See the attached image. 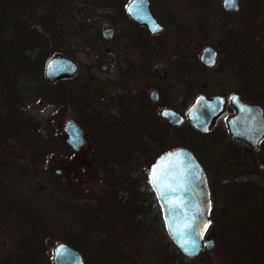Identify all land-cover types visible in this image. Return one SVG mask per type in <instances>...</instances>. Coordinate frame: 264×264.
<instances>
[{"label":"rangeland","instance_id":"1","mask_svg":"<svg viewBox=\"0 0 264 264\" xmlns=\"http://www.w3.org/2000/svg\"><path fill=\"white\" fill-rule=\"evenodd\" d=\"M6 1L12 2L8 14L1 8ZM126 1L53 0L39 20L34 0H0V147L16 146L25 160L21 163L16 155L10 164H0V264H54L53 246L65 239L78 244L84 264H264V139L254 152H244L242 142L224 133L221 120L201 133L187 121L173 125L160 115L165 105L185 114L201 92L227 98L237 92L264 105V0H239L233 11L222 0H150L163 30L152 38L154 48L161 50L151 62L156 69L148 74L134 66H139L137 54L144 45L133 41L136 29L126 18L112 22L114 38L101 35L110 19L104 16L106 6L120 4L123 9ZM215 44L216 63L194 67L190 55L198 59L203 48ZM106 47L117 52V60L108 61ZM57 48L79 64L69 83L45 80V62ZM124 88L148 100L157 89L156 118L121 122L118 133L131 137V144L119 141L115 128L106 130L111 138L107 142L94 113L105 112L103 122L110 125L121 121L115 117L118 112L131 114L136 107L115 102ZM102 92L108 97L101 108ZM69 118L85 133L77 152L69 148L63 130ZM145 130L153 132L154 147L144 142L154 150L153 157L187 141L208 175L214 165L241 161V154L250 162L245 169L260 174L257 185L248 180L249 192L239 184L226 197H216L212 248L203 247L191 257L174 252L154 199L145 195L149 180L141 189L138 182L109 173L107 165L118 156L108 150L125 153L130 145L142 144ZM69 162L74 172L70 177L65 167ZM148 165L142 167L146 176ZM124 186L130 188L128 194ZM101 242L110 248L99 249Z\"/></svg>","mask_w":264,"mask_h":264},{"label":"water","instance_id":"2","mask_svg":"<svg viewBox=\"0 0 264 264\" xmlns=\"http://www.w3.org/2000/svg\"><path fill=\"white\" fill-rule=\"evenodd\" d=\"M222 4L227 10H235L239 6V0H222ZM125 10L131 19L145 24L150 32L157 33L162 29V24L150 9V0H129ZM103 33L105 36L110 35L111 27H105ZM200 59L206 65L213 64L215 49L204 48ZM77 67L74 59L55 52L46 61L45 76L49 81H54L73 75ZM150 97L157 100L158 91H151ZM233 97L237 98L236 102H233ZM230 101L236 108V112L227 118L230 135L256 148L264 137L263 106L244 101L236 93L231 95ZM224 103L225 99L221 95L199 94L189 107L187 117L195 129L207 131L222 111ZM160 113L173 125L180 124L184 119L180 112L171 107L162 108ZM64 129L67 132V142L74 148L84 142L82 128L76 121L68 120ZM149 177L161 207L165 229L178 249L186 256H194L203 247L212 248L214 239L203 241L210 221L209 189L204 169L193 151L186 146H179L164 152L151 167ZM193 240L198 248L186 252L181 244L184 241L191 244ZM82 261L80 252L69 244L60 242L54 247V264H82Z\"/></svg>","mask_w":264,"mask_h":264},{"label":"flooded vegetation","instance_id":"3","mask_svg":"<svg viewBox=\"0 0 264 264\" xmlns=\"http://www.w3.org/2000/svg\"><path fill=\"white\" fill-rule=\"evenodd\" d=\"M51 1H53V0H34V4L36 5V11L38 9V15H39L38 18H39V20L41 19V15H44L43 13H46V10L50 8L51 3H53ZM11 4H12V2L6 1V2H4L3 5H1L3 13L8 14L9 11H7V10L10 7L9 5H11ZM106 7L107 8L104 10V16H107L110 19H108V21H105V23H106L105 26L111 27V34L108 35V36H105L104 33H103V30H104L105 26H103L101 28V35L104 38L109 39V40L112 39V37L114 38L115 29H114V27L112 25V22L114 23L115 21H118L121 15H122L123 18H126L131 23V25L134 27V29H136V32H134V36L132 37L133 41L136 39L138 41H141L140 42V43H142L141 46L144 45V49L140 48L141 50H139V52L137 54L138 57L140 58L139 66L137 64H134V66L136 68L139 67V70H141L142 72H144L146 74L151 73L153 70L156 69V67L152 66L151 62H152L154 56L155 57L159 56L158 54L160 53V50H161L160 46H158V48H154V44H153L152 38L153 37H157L160 34H162L161 33V31L163 30L162 22L159 20L160 23L162 24V29L159 32H157V33H152V32H150V30L147 28V26L145 24H139L136 21L130 19L128 14L126 13L125 9L124 8L122 9L120 4H119L118 7L115 6V5H112V4H108V6H106ZM150 8H151V1H150ZM151 10H152V8H151ZM81 14H82V12H81ZM46 16H44V18H46ZM158 44L160 45V42H158ZM134 48H137V46H134ZM213 48L215 49V53H216L215 62H214V64H215L216 63V59L218 57L219 50H218L216 44H215V47H213ZM104 50H105V52H108V54H109V59H108L109 62H113V61L117 60L118 54H117V52L115 50H112L109 47H106ZM134 50L136 51L137 49H134ZM188 54H191V53L188 52L187 55ZM190 56L192 57L194 67H196L198 65V59L196 57L197 55L191 54ZM133 61L134 60L131 59V63L132 64H129L130 65L129 69H131V74H132V75H130L131 78H132V76L134 75V72H135L132 69V68H134L133 67V63H134ZM78 68H79V66H78ZM75 75H76V73L73 76H75ZM73 76H71V77H63L62 79H67V82H68ZM47 83L52 84L54 82L50 83V82L47 81ZM124 89H125V91L123 90L121 92H118L119 95L115 96V98H116L115 102L117 103V106L122 105L123 107H127L128 105H131L134 108L136 107V109L133 110L134 111L133 114L137 113L139 115H145V116H149V115L152 116L154 114L153 105L158 101V99L157 100H152V98H151L150 100H148V98L145 97L143 94H141L139 92L137 93V91L135 89H132V88H130V89L124 88ZM49 96H52L51 95V90H50ZM223 96L226 99V104L224 106L223 111L220 113V115H218V117H216V119H215V121H214V123L212 125V128L214 127V125H216V123L219 120H221V122L225 125L224 133L227 134L228 130H227L226 121H225L226 120V116L232 114L235 109L229 103V98H227L225 95H223ZM107 97L108 96L104 92H102L100 94L99 107H101V105L106 103ZM244 99L245 100H250L248 98H244ZM165 106H168V105H165ZM227 111H229V112L227 113ZM121 114H122V112H120V113L118 112L115 117H118ZM108 115H111V113H108ZM112 115H115V114H112ZM106 116H107V114H106ZM222 116H223V118H221ZM107 118H108V116H107ZM84 135H85V133H84ZM230 138L233 141L235 140V141L242 142L244 144L242 149L244 148V150H246L244 152H248V150L251 151V152H254L255 150H257L261 146V143H260L256 149H252L249 145H247V143H245V142H243V141H241L239 139H236V138H232V137H230ZM82 146H83V144L80 145L77 148H73L71 146H69V148L72 149L74 152H77V151L82 150ZM23 152H21V150H18V148L16 146H14V145L13 146H8V147L7 146L0 147V164L8 165V164H10L12 162V161L9 160V158H14V159L16 158L17 159V157H18V160H20L21 163H23V162L25 163ZM16 155H17V157H16ZM244 156H246V155L241 154V158H242L241 161L233 159L230 162H228L226 166H225L226 163L225 164L224 163H222V164L219 163L218 165L223 166V168H221L218 165L212 166L211 171H210V176H209V179H208L211 210L213 209V204L215 203L216 197L218 195L220 196L221 193L222 194L223 193L224 194L227 193V190L228 191L232 190L233 186L241 184V187H243V190L246 191V192H249L248 191L249 188H246V186H247L246 184L247 183H250V182H251L250 184L255 183L253 185H257L258 184V182H256L255 179H257L260 176V174L257 173V172L255 173L253 170H249L248 168L245 169L247 166H250V162H248L245 159L243 160ZM142 164L143 163H141V166L143 167L144 165H142ZM114 165H116L115 169H112L110 167L108 168L109 173L112 174V175H119V177H122L123 174L121 173L120 169H117V167L121 166V164L119 162H117V163H114ZM65 167L68 168L67 174H68L69 177L72 174H74V172L72 170L73 166H72L71 162L67 163ZM142 167H141V170L139 171L138 176H137L138 180H136V179L132 180V179H130L128 177L125 178L130 183H137L138 182L140 184V186H141V189L145 188V183L147 182V179L149 180V178L146 176V173L142 172L143 171ZM203 167H204V165H203ZM223 169H225V170H223ZM61 170H62V168H58L57 172L61 173ZM141 182H143V183L141 184ZM124 187L125 188H123V193L124 194H126V193L128 194V191L130 190V188H128L126 186H124ZM146 189H147V186H146ZM148 190L150 192L149 194H147ZM220 190L222 192H220ZM254 191H256V190H254ZM260 191H263V190H260ZM145 195L148 196L151 200L154 199V202H155V204H156V206H157V208H158V210L160 212V210H161L160 209V205H159V203L157 201V198H156V195H155V193H154V191H153V189L151 187L150 181H149V189H147V192L145 193ZM226 195L227 194H225V197H226ZM229 195L231 197V193ZM149 198H147V199H149ZM102 218L105 219L104 215L102 216ZM133 244L134 243H131V245H133ZM98 248L102 249V250H106V249L110 248V246H108L106 244H103L101 242V243L98 244Z\"/></svg>","mask_w":264,"mask_h":264},{"label":"trees","instance_id":"4","mask_svg":"<svg viewBox=\"0 0 264 264\" xmlns=\"http://www.w3.org/2000/svg\"><path fill=\"white\" fill-rule=\"evenodd\" d=\"M55 50H60L61 51L62 49H58L57 48ZM69 94L71 95L72 93H69ZM69 94H67L68 98H69ZM55 99H58V100L60 99L59 93H57L55 95ZM253 99L258 100L257 98H253ZM101 112L99 111V112L94 113V118H96L98 123L101 124V127H104L102 136H103V139H105V141H107V142H109L111 140V138L106 135V130L109 129V128H115L116 133L118 134V140L119 141L122 140L123 142H125L124 139H126V137H128V136L124 137L123 134L119 135V133H118V131H120V129H121L120 128V124L124 120H128L129 119L130 121H135L136 119H139V118H142L143 120H153V118H156L155 112H154V114L152 116H150V115L149 116L139 115L137 113L133 114L134 111L131 114L129 112H127V113H123L122 112V114L120 115L119 119H117V120H121V121H116L115 120L116 123L114 125H110V124H107V123L103 122L105 120V117H107V116H106V114L104 112H102V113ZM185 121H187V120H185ZM188 126L190 127V123L189 122H188ZM152 134H153L152 130H150L149 133L145 130V135H144L145 139L142 140L143 143L140 144V143L136 142V145H130L129 146L130 149H128L125 153L122 152V150H118V149L108 150L110 152H114L113 155H117L118 156V157L111 158L109 167L112 168V169H115L116 165H114V163H117V162L114 161V160H117L121 164V166L117 167V169H120L121 173L123 174V176L125 178L128 177V178H130L132 180L134 178H137L138 173H139V171L141 170V167H142L141 163H143L142 165H144V163H146V162L151 164L156 159V156L153 157V154H152V152L154 150L152 149V151H150V150L146 149V148H148V146L144 145V142H148V144L150 143L149 146H152L151 145L153 143L152 139H154ZM130 138L126 139V140H130L128 144L132 143V139H130ZM185 143H186L185 144L186 146H189L191 149H193V146H192L191 142H187L186 141ZM152 147H154V146H152ZM147 151H148V153H147ZM143 156H146V158H147L146 161H142L141 158ZM211 226H212V223L210 224V226L208 228V231H207V235L208 236L211 235V229H212ZM65 241L73 244L75 247L78 248V244L77 243H75L73 241H70L69 239H65ZM170 243L172 244V247H173L172 250H174V252H176L177 254L182 255L181 252L175 247V245L168 238L167 244H169L170 247H171ZM182 256L185 257L184 255H182Z\"/></svg>","mask_w":264,"mask_h":264},{"label":"snow or ice","instance_id":"5","mask_svg":"<svg viewBox=\"0 0 264 264\" xmlns=\"http://www.w3.org/2000/svg\"><path fill=\"white\" fill-rule=\"evenodd\" d=\"M155 30V29H154ZM236 97H233L232 98V100H233V102H236ZM166 115H167V113H165ZM173 191H175V189H173ZM206 227V226H205ZM181 247L187 252V251H190V249L191 250H194V249H196V248H198V244L196 243V241L195 240H193L192 242H191V244H189V242L188 241H184V243L183 244H181Z\"/></svg>","mask_w":264,"mask_h":264}]
</instances>
